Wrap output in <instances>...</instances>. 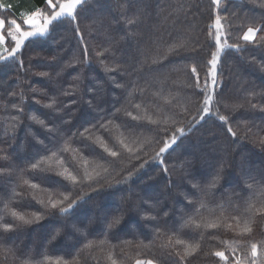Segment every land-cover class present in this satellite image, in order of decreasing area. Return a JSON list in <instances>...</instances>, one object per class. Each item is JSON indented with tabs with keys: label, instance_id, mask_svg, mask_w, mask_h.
<instances>
[{
	"label": "trees",
	"instance_id": "obj_1",
	"mask_svg": "<svg viewBox=\"0 0 264 264\" xmlns=\"http://www.w3.org/2000/svg\"><path fill=\"white\" fill-rule=\"evenodd\" d=\"M34 2L38 6H43V0H34ZM224 2L227 4L229 18L231 19V13L234 11L239 17L232 20L233 27L228 43L240 45V48L227 49L221 55L218 79L222 84L215 99L220 114L229 116L228 123L232 125L237 137H232L228 132V124L210 115L197 125L175 152L170 156L165 155L163 164L159 161H151L127 184L114 183L113 187L105 188L99 194L92 193L88 187L77 186L71 190L59 188V191L64 192L65 195L70 193L75 197L82 191L90 194L92 198L88 199L86 195L84 201L80 202L70 214L60 215L53 212L46 215L45 219L26 226L19 234H10L11 239H15L25 253L30 252L37 260L42 259V254L46 253L54 264L58 258L73 260L79 252L81 261H86V264H110L106 259V251L101 252L96 249L91 252L86 249L81 251L87 240L82 239L81 235L75 233L71 227L73 224L83 226L89 218L96 217L97 219H94L90 225V231L94 234L89 235L88 239H104L100 234V222L103 220L100 213L110 210L113 214L123 213L125 217L123 230L120 231L118 238L108 237L112 244L118 245L114 250V258L122 264H135L137 259L157 260L161 255L159 245L162 239H157L153 235V229L157 226L164 228L165 225L163 220L157 225L142 219L145 213L152 211L146 201L151 198V202L155 203L158 200L160 205L167 206V211L171 212L176 208V216L182 215L179 209L184 208L185 204L180 203L184 200L180 194L190 191L187 179H191V177L186 179L185 168L178 166L185 160H190L193 168L199 173L212 172L214 167L221 165L225 167L224 179L221 182L223 190L216 192L209 199L226 202L223 217L229 218L223 221L221 217L223 222L218 230H184L193 234L182 235V239L193 245L197 242L201 244V251L190 257L188 264H222L220 258L206 253L223 250L229 255L231 247L237 248V254L246 258L252 242H264V215L257 213L254 216V230L248 235L239 236L238 229L227 227V223L232 222L230 218L243 214L246 207L245 200L237 199L233 193H239L245 198L251 196V192L244 191L247 174L252 173L259 178L264 173V145L258 142V137H264V131L258 132L259 127L264 125V32H258L252 42L241 39L250 23L244 18V14L264 16V0H235V2L224 0ZM12 3L14 0H0V17L12 18V13L16 9L7 11L4 7ZM125 3L126 0H89L88 7L93 11L91 17L81 18L82 41L75 34L69 33L70 39L65 42L62 40V32H57L47 39H35L31 43H26L19 59L0 63V169L24 167L38 151L32 134L34 133L39 139L48 136L47 129L32 121L31 115L34 114L39 119L45 120L48 126H51L53 121L60 123L59 117L54 115L51 109L44 107L51 103L53 97L58 104L68 105L63 109L64 118L70 119L75 128H79L81 124L87 126L85 122L92 120L93 115L96 119L101 118L102 113L96 114L99 110L94 112L84 103L92 100L93 93L98 100L105 101L102 104L103 110L121 109L122 117L125 111H132L133 115H153L155 109L164 107L163 95L169 94H171L170 99L179 97V106L187 108V114L177 119L186 121L191 115L196 114L198 101L202 97L192 87L195 77L190 69L194 64L202 82L207 61L210 59L209 53L215 50L208 34V26L212 23L215 12L213 0H135L128 9L127 16L122 17L119 15L120 7ZM137 8L142 9L138 17ZM92 18L101 22L93 25V30L89 31L86 25L92 23ZM137 18L138 23L135 26H126V19ZM128 31L135 33L131 39L126 34ZM189 34L196 36L200 46L194 60L186 58L187 54L183 51H179V54L167 52L170 45L181 43ZM84 45L88 46L87 64L84 63ZM105 48H112L116 54L115 63L120 64L127 75L125 72L117 74L115 71H105V64L109 67L114 65L112 56L106 53L99 57L96 55L104 53ZM73 53L79 63H71L74 58ZM165 56L167 59L163 58ZM153 57L158 60L155 65L152 64ZM67 63L71 66L61 72ZM45 72L49 75H39ZM58 72L61 74L57 75ZM81 74V80L74 79ZM110 77L115 78V83ZM77 84L79 85L77 91L72 92V87ZM117 84L129 86V90L134 86L138 90L134 94L132 103L141 104L139 111L134 110L126 102V92L118 88ZM89 88H92L93 92H89ZM139 89H143V92ZM161 90L163 95L157 97L155 93ZM66 91L68 94L64 95ZM73 100L76 101L75 104H72ZM250 104H255L257 107L252 108ZM19 108H23V114L20 113ZM14 117L19 118V124L13 135L11 125L15 122ZM82 117L84 119H81ZM124 120L130 124L135 123L130 117H124ZM121 123V120L114 121V125ZM249 128L251 131H248ZM245 133L249 138H245ZM98 135L99 133H93V138ZM113 135L124 139L126 143L129 142L128 133L123 128L118 129L113 126ZM45 142L47 143V140ZM109 146H112L111 143ZM72 147L82 148L83 145L74 144ZM72 155H75L77 163L82 164L83 160L87 159L89 161L87 170L90 173L99 163L95 156H90L87 152L69 154L66 160ZM5 156L10 158L11 163L4 160ZM124 159L128 170L140 163L135 159L129 162L127 154ZM164 167L168 168V173L163 171ZM24 175L33 183L41 184L42 189L57 190L58 188L55 184L44 183L43 178H35L28 173ZM169 176L172 179L171 186H169ZM147 188H152L153 193L144 195V190ZM13 191L23 193L24 199L14 198L11 194ZM32 191L20 183L16 176L0 178V215H3L5 202L10 199L13 200L11 206L17 211L26 214L41 211L42 206L29 195ZM47 194V191L38 192L37 196L46 198ZM175 202L177 205H174ZM233 206H239L240 213L234 211ZM152 214L157 215L156 212ZM203 215L213 218L208 212H204ZM215 215L220 216V211L216 210ZM247 218V215H242L241 224ZM8 219L10 218L5 217V222ZM55 228H62V235L49 244ZM195 233H202L203 238ZM127 240H132L134 243L142 240L149 247H125L122 242ZM228 241L232 242L231 247L225 243ZM17 257L16 264L29 258L27 255L19 254ZM229 258L232 259L231 256ZM260 259L264 261V243H261ZM0 264H11V258L5 259L0 256Z\"/></svg>",
	"mask_w": 264,
	"mask_h": 264
},
{
	"label": "snow or ice",
	"instance_id": "obj_2",
	"mask_svg": "<svg viewBox=\"0 0 264 264\" xmlns=\"http://www.w3.org/2000/svg\"><path fill=\"white\" fill-rule=\"evenodd\" d=\"M88 2L89 0H43V6L41 7L36 5L34 0H14V3L5 5V10L16 9V11L12 13V18L10 19L0 17V63L19 59V55L26 47V43H31L35 39H47L57 32H62V40L65 42L70 39L69 33L75 34L82 41L81 18L91 17L93 11L88 7ZM133 3H135V0H126V3L120 7L119 15L126 17L128 9ZM213 5L215 6L214 18L208 26V34L214 43L215 50L209 53L210 59L207 61L202 82L194 64L190 69L195 77L192 87L202 99L198 101L196 114L191 115L186 121L177 119V117H183L187 114V108L179 106L180 98L173 97L170 99L171 94L163 95V90L157 91L155 95L157 97L163 95L165 105L155 109L153 115H133L132 111H125L122 117L121 109H115L114 111L103 110L102 104L105 101L98 100L95 93H93L92 100L84 101V103L94 112L99 110L96 112L97 115H101V113L102 115L100 119H96V116L93 115L92 120L85 122L87 126L81 124L79 128H75L70 119L64 118L63 109L67 108L68 105L58 104L54 97L51 98V103L44 105V107L51 109L53 114L59 117V124L53 121L52 125L48 126L45 120L39 119L34 114L30 116L32 121L47 129L48 136L45 139H39L33 133L32 136L38 151L29 163L22 168L0 169V178L16 176L20 183L33 190L29 195L32 199L37 200L39 205L42 206V210L26 214L17 211L11 206L13 200L10 199L5 202L3 215H0V256L5 259L11 258V264H16L17 254L29 257L26 260H21L20 264H53L52 258L46 253L42 254L43 258L38 260L33 258L30 252L25 253L20 248V245L16 243V240L11 239L10 234H19L26 226L45 219L46 215L53 212L60 215L70 214L80 202L84 201L86 195L88 199L92 198L90 194L82 191L75 197H72L70 193L65 195L64 192L59 191V188L71 190L77 188V186L80 188L88 187L92 193L99 194L105 188L113 187L114 183L117 185L120 183L127 184L132 180L133 176L140 173L151 161H159L163 164L165 155L170 156L172 152H175L197 125L204 122L205 118L210 115H214L219 121L228 124V132L232 137H237V133L232 130V125L228 123L229 116L220 114L218 102L215 98L218 88L222 84L218 79V65L221 61V55L227 49L236 48L239 50L240 48V45L228 43L233 27L232 20L239 17L234 11L231 13V19L229 18V15H227V4L224 0H213ZM141 11L142 9H136L137 17ZM222 13L224 14L222 15ZM244 18L250 23L241 39L245 42H252L258 32H264V16L255 17L245 13ZM100 22L98 19L92 18V23L86 25V27L89 31H92L93 25ZM136 23H138V18L126 19V26H135ZM126 34L130 39L135 35L131 31ZM199 47L196 36L189 34L181 43L170 45L167 52L179 54V51H183L187 54L186 58L194 60L198 54ZM83 53L84 63L87 64V45H84ZM105 53L112 56L114 61L113 67H109L107 64L104 65L106 72L115 71L117 74L125 72V69L120 64L115 63L116 54L112 48H105L104 53H97L96 55L99 57ZM73 57L71 63H79V60L75 59V53H73ZM163 58L167 59V56ZM20 63L23 64V61L20 60ZM157 63V58L153 57L152 64L155 65ZM70 66V63L65 64L61 72ZM61 72H58L57 75H60ZM125 74L127 75L126 72ZM39 75L48 76L49 74L45 72L39 73ZM74 79L77 81L81 80L82 74L74 77ZM110 79L115 83L114 77H110ZM78 87V84L73 86L71 91H77ZM117 87L125 90L126 102L134 110L139 111L141 104L132 103L134 94L138 90L134 86L129 90V86L123 84H117ZM88 91L93 92V89L89 88ZM139 91L143 92V89H139ZM63 94L67 95L68 92L66 91ZM249 95H256V93H249ZM21 99H23V94H21ZM75 103L76 101L73 100L72 104ZM13 107L17 106L13 105ZM214 107L215 111H213ZM250 107L256 108L257 105L250 104ZM19 111L23 114V108H19ZM124 117H130L131 121L135 123L126 122ZM13 120L15 122L11 125V131L14 135L19 124V118L14 117ZM115 120H121L122 123L114 125ZM113 126L127 131L129 136L128 143L124 139L113 135ZM74 128L75 130H73ZM248 131H251V128ZM261 131H264V125L259 127L258 132ZM93 133H99V135L94 139ZM245 138H249L247 133H245ZM46 140L47 143L45 142ZM258 142L264 145V137H258ZM109 143H111V147ZM74 144H81L83 147L74 149L72 147ZM130 145H135L136 147L133 148ZM77 152L81 154L87 152L90 156H95L99 160L92 173L87 170L89 163L87 159H84L82 164L77 163L75 155L66 160L69 154ZM41 153L44 155H41ZM125 154H127L129 162L135 159L140 163L128 170L125 167ZM4 160L11 163L10 158L7 156L4 157ZM178 166L185 168L186 179L191 177V179H187L190 191L180 194L184 197V200L180 203L185 204L184 208L179 209L182 215L180 217L176 216V208H173L171 212L167 211V206L160 205L158 200L155 203L151 202V198L146 201V203L150 204L152 211L145 213L142 219L147 223H155L157 225H159L160 220L164 221V228L157 226L153 229V235L157 239H162V243L159 245L161 255L157 260L141 261L137 259L135 264H188V259L201 251V244L197 242L193 245L182 239V235L193 234L184 230H218L221 227V223L229 219L228 217H223L226 202L209 199L216 192L223 190L221 182L224 179L225 167L221 165L214 167L212 172L199 173L198 170L193 168L190 160H185ZM163 171L168 173L169 170L164 167ZM125 172L126 175H124ZM25 173L35 178H43L44 183L55 184L58 188L57 190L42 189L41 184L33 183L25 178ZM117 177H120V179H117ZM168 180L169 186H171V176L168 177ZM248 181H251V183ZM44 191L48 193L46 198L37 196L38 192ZM244 191L246 193L251 192L252 195L245 198L239 193H233L237 199L245 200L246 207L243 210V214L232 216L230 218L232 222L227 223L229 229H238L237 235L239 236L251 234L254 230V216L257 213L264 215V173L259 178L252 173H248L245 179ZM11 194L14 198L24 199L23 193H15L13 191ZM257 204H259V207H257ZM216 210L220 211V216L215 215ZM233 210L237 213L241 211L239 206H233ZM152 212H156L157 215H153ZM204 212H208L213 218L205 217L203 215ZM100 215L103 217L100 222V234L104 239H88L89 235L94 234L90 231V225L94 219H97L96 217L89 218L87 222L83 223V226L71 225L75 233H79L82 239L87 240L81 251L85 249L89 252L93 249L101 252L106 251V259L110 264H122V262H118L114 258V250L118 245L112 244L108 237L118 238L125 223L124 214H113L110 210H104ZM242 215H247L248 217L243 220V224H241ZM5 217L10 219L5 222ZM221 217H223V221ZM62 231V228H55L51 234L49 244L56 241L62 235ZM195 235L200 236L201 239L203 238L202 233H195ZM122 243L125 247H149L142 240L136 243L132 240H127ZM225 243L231 247V241ZM261 243L264 242H252L249 248V255L246 258L238 255L235 247H231L229 255H226L223 250H214L206 253V255L220 258L222 264H264V261L260 259ZM121 251H123V248H121ZM230 256L232 259L229 258ZM54 264H86V261H81L80 253L78 252L73 260L58 258L54 261Z\"/></svg>",
	"mask_w": 264,
	"mask_h": 264
},
{
	"label": "rangeland",
	"instance_id": "obj_3",
	"mask_svg": "<svg viewBox=\"0 0 264 264\" xmlns=\"http://www.w3.org/2000/svg\"><path fill=\"white\" fill-rule=\"evenodd\" d=\"M81 119H84V118L82 117ZM144 193H145L144 195H150V193H153V190H152V188H147V189L144 190ZM174 205H177V202H175Z\"/></svg>",
	"mask_w": 264,
	"mask_h": 264
}]
</instances>
